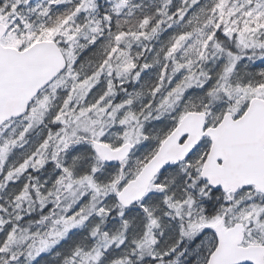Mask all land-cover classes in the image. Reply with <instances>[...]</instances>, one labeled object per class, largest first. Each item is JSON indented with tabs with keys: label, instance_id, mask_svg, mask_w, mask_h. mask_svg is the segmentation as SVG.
Here are the masks:
<instances>
[{
	"label": "snow or ice",
	"instance_id": "1",
	"mask_svg": "<svg viewBox=\"0 0 264 264\" xmlns=\"http://www.w3.org/2000/svg\"><path fill=\"white\" fill-rule=\"evenodd\" d=\"M0 264H264V0H0Z\"/></svg>",
	"mask_w": 264,
	"mask_h": 264
}]
</instances>
